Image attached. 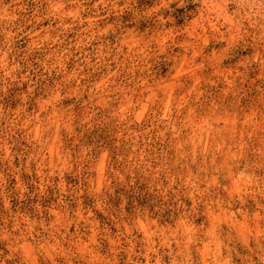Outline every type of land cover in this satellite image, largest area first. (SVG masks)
<instances>
[{
    "label": "clouds",
    "instance_id": "obj_1",
    "mask_svg": "<svg viewBox=\"0 0 264 264\" xmlns=\"http://www.w3.org/2000/svg\"><path fill=\"white\" fill-rule=\"evenodd\" d=\"M254 57L264 0H0V264H264Z\"/></svg>",
    "mask_w": 264,
    "mask_h": 264
},
{
    "label": "rangeland",
    "instance_id": "obj_2",
    "mask_svg": "<svg viewBox=\"0 0 264 264\" xmlns=\"http://www.w3.org/2000/svg\"><path fill=\"white\" fill-rule=\"evenodd\" d=\"M198 54L193 51L192 56L195 58ZM189 66H185V61L182 59L180 62V66L175 68L173 71L172 80H187L189 83V86L187 87L185 92H182L179 96V102L176 104L177 110L179 111L183 105V103H186L185 97H193V98H198L202 95L198 89L200 88L201 84L204 83V85L209 88H219L222 92L223 95L227 96V89L231 87V80L228 78L229 76L232 75L231 71L229 70L227 74L223 75V84L217 85L215 84L212 80H206L203 77H201L199 73V65L192 66L191 61L188 62ZM264 68H259L257 69L255 67V57L253 58V67L252 70L249 73L250 79L248 80V85H252L253 81H255V91L257 93H261V85H264ZM240 73H237V76H239ZM243 83V79H242ZM26 87V86H25ZM179 90L178 86L175 84H168L165 85L163 89H161V96L166 97L167 99L165 100L164 106L167 107V104L171 102L174 98L175 93ZM15 91V90H13ZM247 99V98H245ZM256 102L259 104L264 105V94L261 96L256 97ZM145 104H147V100L145 101ZM256 113L250 112L249 116L245 117V120H250L255 117ZM215 119L217 121H223L224 123L229 125V130H234V125H235V119L233 118L231 121L227 119V113H224L223 115H217L215 116ZM262 125H264V118H262ZM262 135H264V132H262ZM51 152V150H50ZM18 163V162H17ZM35 167V166H33ZM35 175V174H33ZM70 181L73 179L71 176L67 177ZM22 179L29 180L32 179V177H28L27 174H25ZM97 181L98 185L100 182H102V175L100 172L97 173ZM16 183L15 179H12L10 181V186H14ZM37 183H39L37 179ZM29 193H32L36 191L35 185L29 184ZM48 192L51 195L45 196V197H40L39 193L37 192L36 196H29L28 200L24 202V208H28V205L31 201L36 200L39 201L43 199L45 204L50 203L51 201L56 200V194L55 191L51 188L48 189ZM90 199V197L88 198ZM17 201H13V204L15 205ZM87 203V199H86ZM249 204H252L251 201H249ZM253 208H255V205H252ZM259 220V217L253 216V221ZM243 226V225H242ZM73 231L75 230L74 228L72 229Z\"/></svg>",
    "mask_w": 264,
    "mask_h": 264
}]
</instances>
